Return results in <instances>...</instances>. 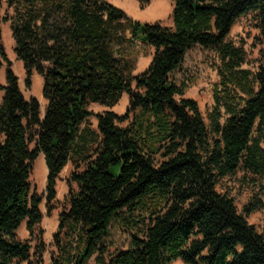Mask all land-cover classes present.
<instances>
[{"label":"trees","instance_id":"1","mask_svg":"<svg viewBox=\"0 0 264 264\" xmlns=\"http://www.w3.org/2000/svg\"><path fill=\"white\" fill-rule=\"evenodd\" d=\"M172 1L166 25L109 0H7L6 15L0 0L26 86L38 72L47 100L41 117L0 44V264L31 263L32 252L45 264L42 199L31 179L41 154L49 209L61 172L73 166L49 264H264V232L249 220L264 206V0ZM250 13L259 30L254 69L245 67L244 44L229 38ZM195 45L216 58L208 123L185 96L190 83L176 76ZM141 46L154 51L135 74ZM124 93V114L90 109L114 107ZM239 171L259 190L241 209L219 189ZM24 222L34 247L18 234ZM114 223L131 231L130 242L111 251Z\"/></svg>","mask_w":264,"mask_h":264},{"label":"rangeland","instance_id":"2","mask_svg":"<svg viewBox=\"0 0 264 264\" xmlns=\"http://www.w3.org/2000/svg\"><path fill=\"white\" fill-rule=\"evenodd\" d=\"M109 1L111 2L114 0ZM118 1H120V3H126L128 0ZM137 1L138 3H136V7L131 8L129 11L130 15H133V17L149 22L160 21L166 25L173 23L171 17L172 7L169 4L162 3L160 0H148L146 8L142 9L140 1ZM7 11V0H3V15H6ZM0 33V44L4 46L7 56L12 61V68L20 78V85L25 96H35L39 99L41 104L40 115L43 117L47 103V100L43 96L42 92L44 84L43 76L35 71L32 76V87L27 88L25 83L26 72L24 64L21 60L16 58L15 40L12 36L9 22L1 23ZM258 36L259 30L255 27V21L252 13L242 16L233 26L229 34V38L231 40L237 44H244L247 50L248 63L245 67L253 69L256 67V60L259 57V46H257ZM139 51L140 55L138 59V67L134 72L135 74L141 73L148 67L151 62L154 49L152 47L144 48L141 46L139 47ZM215 60L216 58L213 51L208 48L201 47L200 45H195L188 51L182 67L176 73V76L179 79L186 80L190 83V87L187 89L185 96L197 100L207 123L209 122L208 110L211 108L212 104L213 85L218 80V74L214 66ZM5 68L6 64H4V67L0 70L1 81L2 78L4 80L6 79ZM3 83H5V81ZM128 103L129 95L124 93L121 100L114 107L91 104L90 109L95 112L110 109L118 114H124L127 110ZM97 122L98 120L95 115L90 116L88 124L91 127L97 128ZM31 147H34V143H31ZM72 168V164L69 163L61 172L60 179L57 182V197L54 201L53 208L49 209L46 199L48 170L44 155L41 154L35 161L31 179L34 191L42 199L40 207L43 213V219L38 226V230H43V239L47 244L46 251L44 252L42 258L45 264H49L51 262V254L55 250L53 235L59 226V214L68 204L66 199L69 192L67 178ZM243 175V171H239L236 175L225 178L223 182L219 184V189L231 191V193L236 197V202L240 209L256 192L259 191L258 188H254L251 183L243 180ZM259 196L264 200V193L259 194ZM249 220L250 222L256 224L258 228L264 232V206L260 210L252 213L249 216ZM130 232V230H124L118 223H114L111 229V234L108 236V240L113 241L111 251H114L116 248L127 247L130 242ZM18 234L20 238L30 240L33 247L35 246V240L32 238L25 222L19 228ZM30 261L32 264H35V255L33 252ZM31 263L26 261L19 262L18 264Z\"/></svg>","mask_w":264,"mask_h":264},{"label":"crops","instance_id":"3","mask_svg":"<svg viewBox=\"0 0 264 264\" xmlns=\"http://www.w3.org/2000/svg\"><path fill=\"white\" fill-rule=\"evenodd\" d=\"M162 3H167V4H169L172 8H173V1L172 0H160ZM113 4H115L116 6H118V7H120V8H122V9H124L126 12H128L129 14H130V9L131 8H135L136 7V3H138V1L137 0H128V1H126V3H120V1H118V0H114V1H111ZM128 5V6H127ZM133 16V15H132ZM170 25H172V24H170ZM1 81V80H0ZM6 82V79L4 80L3 78H2V83L3 82ZM27 98H30V97H27ZM46 106H47V103H46ZM45 106V107H46ZM45 110H46V108H45ZM175 262H176V264H186V263H184V262H182L181 260H176V261H174L172 264H175Z\"/></svg>","mask_w":264,"mask_h":264}]
</instances>
